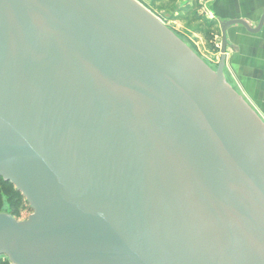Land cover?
I'll return each mask as SVG.
<instances>
[{"label":"water","instance_id":"1","mask_svg":"<svg viewBox=\"0 0 264 264\" xmlns=\"http://www.w3.org/2000/svg\"><path fill=\"white\" fill-rule=\"evenodd\" d=\"M134 0H0L11 264H264V123Z\"/></svg>","mask_w":264,"mask_h":264},{"label":"crops","instance_id":"2","mask_svg":"<svg viewBox=\"0 0 264 264\" xmlns=\"http://www.w3.org/2000/svg\"><path fill=\"white\" fill-rule=\"evenodd\" d=\"M177 1L185 6L195 0ZM202 6L200 14L218 25L241 19L256 28L264 12V0H204ZM226 34L229 46L224 67L230 79L225 75L224 78L264 123V23L256 33L233 25Z\"/></svg>","mask_w":264,"mask_h":264},{"label":"rangeland","instance_id":"3","mask_svg":"<svg viewBox=\"0 0 264 264\" xmlns=\"http://www.w3.org/2000/svg\"><path fill=\"white\" fill-rule=\"evenodd\" d=\"M139 6L148 11L154 16L161 24L169 29L177 38H179L195 55H197L205 64L214 72H216L220 60V47H221V35L220 31L216 32L219 28L218 22L215 21L216 28L214 27L210 35H202L197 30L199 27L196 24H188L178 16V9L183 7L181 1H175L174 6L168 7L167 5L156 4L150 6L152 0H134ZM203 3V1H202ZM203 7V6H202ZM210 20V19H208ZM220 30V29H219ZM228 60V59H227ZM226 61V60H225ZM226 63V62H225ZM223 75L229 78L227 70L223 68ZM3 208L0 210V214H9L15 217L16 221L26 220L32 213L30 205L26 199L18 198L14 200V204H9L6 201V197L1 198ZM1 258V256H0ZM1 263H8L9 260L1 258ZM8 261V262H7Z\"/></svg>","mask_w":264,"mask_h":264},{"label":"trees","instance_id":"4","mask_svg":"<svg viewBox=\"0 0 264 264\" xmlns=\"http://www.w3.org/2000/svg\"><path fill=\"white\" fill-rule=\"evenodd\" d=\"M176 0H152L150 6H155L156 4L167 5L168 7L174 6ZM202 1L204 0H195L191 5H185L178 9V16L181 20L188 22V24H196L199 27L197 30L200 32L199 34L202 35H212L211 32L213 31L214 27L216 28V22L212 20H208L203 15L200 14V9L202 8ZM219 32V28L216 32ZM6 197V201L9 204H14V200L18 198L25 199L20 192H18L15 187L10 184L9 182L4 181L0 177V210L3 208V203L1 198ZM1 258H5L1 256ZM0 258V259H1ZM8 262V261H7ZM10 263V262H8ZM0 264H6L1 263Z\"/></svg>","mask_w":264,"mask_h":264}]
</instances>
